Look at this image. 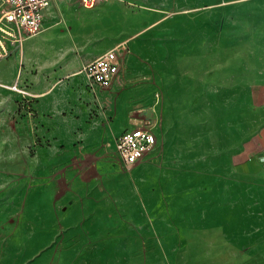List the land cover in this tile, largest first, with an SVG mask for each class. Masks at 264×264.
<instances>
[{"label": "rangeland", "instance_id": "rangeland-1", "mask_svg": "<svg viewBox=\"0 0 264 264\" xmlns=\"http://www.w3.org/2000/svg\"><path fill=\"white\" fill-rule=\"evenodd\" d=\"M44 22L37 35L8 43L0 73L31 107L53 89L56 103L69 100L62 113L86 135L77 140L83 158L107 164L112 181L95 192L113 196L119 229L102 245H41L32 217L16 225L22 187L0 172V264H264V245H255L264 240V185L235 171L227 155L252 132L250 87L264 77V0H110L91 8L52 0ZM120 41L126 50L117 77L106 89L90 86L77 72L81 63ZM146 119L157 143L126 170L113 138ZM56 124L47 135L36 124L34 146L49 148ZM203 199L215 238L224 233L213 252L200 250L186 226ZM179 230L188 241L177 242Z\"/></svg>", "mask_w": 264, "mask_h": 264}, {"label": "crops", "instance_id": "crops-1", "mask_svg": "<svg viewBox=\"0 0 264 264\" xmlns=\"http://www.w3.org/2000/svg\"><path fill=\"white\" fill-rule=\"evenodd\" d=\"M44 27L45 22L43 29ZM69 42L74 46L79 45L74 38ZM32 46L35 51V42ZM94 58L82 62L77 71L85 81L80 69ZM9 80L0 73V172L13 178L14 184L22 187L15 195L16 202H20L22 207L15 211L16 218L20 220L16 221V225L20 228L25 224L26 227L28 222H24V219L32 217L35 221L31 222V232L40 235L41 245H102L104 235L117 234L119 229L118 217L113 215L112 204L109 203L113 196L95 192L96 185H109L112 181L105 177L106 172L108 173L107 164L102 161H86L83 158L86 153L77 140L86 141V135L80 130L75 134L69 124L70 118L62 113L64 106L70 105L68 99L64 103H56L49 97L56 92L53 89L40 102H32L31 107L23 100L20 92L9 88L10 85L6 83ZM250 89L249 100L253 111L247 114V127L252 132L234 140L227 155L235 171L250 175L264 185V77L261 75ZM144 121L138 125H142ZM39 122L46 125L42 131L46 135L47 125L57 123L50 130L52 144L49 148L34 146L36 124ZM123 131L113 138L115 153V139ZM154 131L156 133L155 128ZM110 148L109 146L106 149ZM38 154H45V157L41 158ZM119 164L122 166L120 161ZM99 173L103 175L102 178H99ZM96 203L101 204L100 212L96 210ZM105 204L107 211L102 213L101 208ZM199 205L195 213L200 220H192L186 226H191L197 232L200 243L197 247L200 250L213 252L215 235L209 228L208 200H200ZM183 218L190 219L189 216ZM179 232L180 230L176 237L178 243L189 240L188 235L182 233L180 236ZM223 234L221 230L215 238L218 245H224V242L220 243ZM255 245H264V240ZM75 261L63 259L56 264H76ZM86 262L81 260L82 264H88Z\"/></svg>", "mask_w": 264, "mask_h": 264}, {"label": "built area", "instance_id": "built-area-1", "mask_svg": "<svg viewBox=\"0 0 264 264\" xmlns=\"http://www.w3.org/2000/svg\"><path fill=\"white\" fill-rule=\"evenodd\" d=\"M83 8H91L100 1L79 0ZM52 0H1L0 1V58L8 54V43H23L40 33L44 26L47 10ZM126 41L115 44L93 60L85 63L80 72L90 86L108 88L117 77L126 50ZM12 87V86H11ZM15 90L22 91L14 85ZM157 142V135L151 120L142 125L124 130L115 139L116 155L126 170H132Z\"/></svg>", "mask_w": 264, "mask_h": 264}]
</instances>
